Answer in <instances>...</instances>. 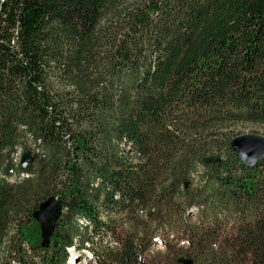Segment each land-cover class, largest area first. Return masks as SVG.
Instances as JSON below:
<instances>
[{
  "label": "trees",
  "instance_id": "1",
  "mask_svg": "<svg viewBox=\"0 0 264 264\" xmlns=\"http://www.w3.org/2000/svg\"><path fill=\"white\" fill-rule=\"evenodd\" d=\"M246 122L264 126V0H0V264H65L70 247L264 264V159L245 165L227 131ZM53 195L43 247L33 212Z\"/></svg>",
  "mask_w": 264,
  "mask_h": 264
},
{
  "label": "water",
  "instance_id": "2",
  "mask_svg": "<svg viewBox=\"0 0 264 264\" xmlns=\"http://www.w3.org/2000/svg\"><path fill=\"white\" fill-rule=\"evenodd\" d=\"M231 148L243 163L247 166H254L257 161L264 159V135L260 133H246L237 135L230 142ZM222 159L221 154L204 155L205 162L218 161ZM34 161V155L31 150L24 152L21 160V166L29 167ZM188 185V182H186ZM63 200L56 196H50L43 201L39 208L33 212V216L39 221L42 228V246L49 245L55 232L56 224L62 214ZM179 262L183 264H192V259L181 257Z\"/></svg>",
  "mask_w": 264,
  "mask_h": 264
},
{
  "label": "rangeland",
  "instance_id": "3",
  "mask_svg": "<svg viewBox=\"0 0 264 264\" xmlns=\"http://www.w3.org/2000/svg\"><path fill=\"white\" fill-rule=\"evenodd\" d=\"M227 131H228V134L232 135V136L233 135L237 136V135L246 134V133H254V132L264 135V126L259 125V124L246 122V123L233 124L230 126V128L227 129ZM25 151L26 150H24L22 147H19L18 150L14 153L13 157H14V160L17 164L21 165V160L23 158ZM212 154H216V153H212ZM22 175L23 174L20 173L19 169H13V170H10V176H8L7 178L9 181H16L17 179H22L24 177ZM205 175H206L205 170L202 167H199L198 170L196 172H194L191 176L190 180L192 182V187L202 186L203 183L200 181L206 177ZM201 210H202L201 206L194 205L193 207L190 208V213L188 215L191 217V219L193 221H195L200 216ZM88 234H90V230H89V232H86V235H88ZM164 234H165V232L164 233L160 232V234H158L157 236H161V238L164 242H165V238L168 239L172 243L176 242V240L173 239L175 234L168 233L167 236H165ZM108 239H111V238L108 237ZM76 241H77V243H79L78 239ZM89 242L92 243V240H90ZM88 245H89V243H88ZM179 245H183L184 247H186L187 243L183 241V242H180ZM73 248L70 247L68 249L69 258L65 264L71 262L72 257H74V261H72V264H96L95 259H94V255L89 249H86V248H82V249L74 248L73 249ZM0 250L3 251V247ZM159 250L164 251L165 246L162 245L161 243L155 242L152 245V251L151 252H153V251L156 252ZM74 254H75V256H74ZM13 264H18V263H13Z\"/></svg>",
  "mask_w": 264,
  "mask_h": 264
},
{
  "label": "bare ground",
  "instance_id": "4",
  "mask_svg": "<svg viewBox=\"0 0 264 264\" xmlns=\"http://www.w3.org/2000/svg\"><path fill=\"white\" fill-rule=\"evenodd\" d=\"M73 249H74V248H73ZM74 256H75V254H74ZM72 261H74V257H72ZM72 261L69 262V263H67V264H72Z\"/></svg>",
  "mask_w": 264,
  "mask_h": 264
}]
</instances>
